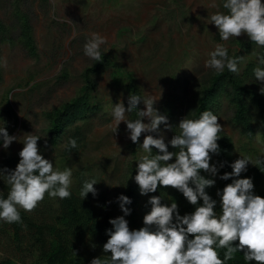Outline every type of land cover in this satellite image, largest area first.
<instances>
[{
  "label": "rangeland",
  "instance_id": "374dc122",
  "mask_svg": "<svg viewBox=\"0 0 264 264\" xmlns=\"http://www.w3.org/2000/svg\"><path fill=\"white\" fill-rule=\"evenodd\" d=\"M213 2L218 7H213ZM16 6L29 18L35 52L30 53L17 39L0 44V57L7 60V67L0 68V124L4 121L8 134L17 137L7 149L0 147V159L4 154L18 155L27 135H39L38 150L52 161L54 169H72V189L80 175L87 180L95 178L96 194H105L109 200L126 181L136 183L135 160L144 154L140 144L146 134L158 133L142 132L133 151L124 121L112 132V103L123 102L127 107L122 85L126 79L114 82L111 68H105L94 76L97 85L93 95L101 104L99 110L75 123L82 130L79 150L64 152L65 135L56 144L48 142L46 113L77 94L83 84L81 74L92 63L83 52L90 34L96 32L106 38L102 50L108 49L105 53L131 77L141 96L159 97L161 93L153 106L171 125H159L165 143L174 125L187 118L192 85L214 70L205 64L208 53L217 43L235 48V37L221 40L216 26L208 22L213 13L226 12L221 0H0V21L11 23ZM73 33L75 39L71 38ZM250 59L257 61L256 54H245L242 65ZM138 106L144 108L142 102ZM214 114L223 126L222 132L233 142L234 161L241 155L255 162L264 154V143L257 142V137L261 139L259 126L251 138L245 137L231 123V109L224 99ZM126 117L129 119L128 113ZM141 120L148 122L147 117ZM252 165L249 162L247 167ZM253 185L252 191H256L264 181ZM148 197L142 195L137 206L141 226L150 210ZM114 213L124 215L119 206ZM5 242L1 234L0 261L8 255L1 249Z\"/></svg>",
  "mask_w": 264,
  "mask_h": 264
},
{
  "label": "clouds",
  "instance_id": "9594fccd",
  "mask_svg": "<svg viewBox=\"0 0 264 264\" xmlns=\"http://www.w3.org/2000/svg\"><path fill=\"white\" fill-rule=\"evenodd\" d=\"M221 4L227 12L217 11L208 19L216 26L220 39L227 41L243 33L258 47H264V0H221ZM212 6L218 7L215 2ZM71 38L75 39L76 34L73 33ZM105 44L104 36L91 33L83 46L84 55L94 62L101 61L102 54L108 50H102ZM208 57L206 66L217 73H223L225 68L237 75L241 71L238 65L242 56H230L223 44L217 43ZM256 60L253 77L264 82V54L257 52ZM5 67L7 60L0 57V68ZM259 91L264 94V85ZM159 97L132 93L127 98V107L123 102L112 103V132L124 121L134 143L142 132L158 133L156 136L146 134L140 144L144 154L135 160L137 170L134 176L139 192L141 195L154 192L158 183L172 186L195 208L181 215L174 200L165 205L161 203V196H151L148 201L151 208L143 216V226L130 230L125 216L130 214L131 209L126 205L131 203V199L120 194L119 207L124 215L110 218L112 228L105 230L108 239L103 244V250L110 254L104 259L100 256L93 258L91 264H225L241 250L248 264L250 261L264 264V197L253 194L251 177L239 178L240 173L247 170L249 162L262 171L264 154L258 155L255 162L250 156L240 155L231 162V172L220 175L222 180L237 178L222 190H217L220 197L218 214L215 210L217 201L205 191L206 187L215 184V180L206 178L199 171L204 170L210 177L217 175V166L209 161L210 154L219 152L217 140L223 126L218 123V116L211 110H205L198 118L181 119L179 133L168 141L176 151H169L163 135L159 134V125L163 123L165 128H171V125L167 123V117L153 106ZM141 102L143 109L137 107ZM133 112L136 118L128 119L126 113ZM142 117H147L148 122H142ZM4 123L0 124V147L7 149L17 137L8 134ZM40 138L39 135H27L18 153L20 159L16 167L0 169V180L9 186L6 197L0 193V222L21 223L20 209L31 212L46 193L49 197L60 199L71 196L72 169H54L52 161L44 158L38 150L37 141ZM257 142L264 143L259 137ZM150 146L159 151L153 154ZM65 147L69 150L77 148L76 139H70ZM95 183V178L83 182L81 200L89 192L96 195ZM198 199L202 203L198 204ZM234 241L238 243L234 245ZM220 248L226 249L223 259L218 255L217 249Z\"/></svg>",
  "mask_w": 264,
  "mask_h": 264
},
{
  "label": "trees",
  "instance_id": "16d2710c",
  "mask_svg": "<svg viewBox=\"0 0 264 264\" xmlns=\"http://www.w3.org/2000/svg\"><path fill=\"white\" fill-rule=\"evenodd\" d=\"M15 39L23 44L30 53L35 52L29 18L17 6L14 8L11 23L0 21V44L11 43ZM233 45L235 48L228 49V53L230 56H242L238 65L241 68L240 73L234 74L226 68L223 73L213 70L203 80L193 84L186 108L187 118H198L200 113L205 110H211L214 113L220 100L224 99L231 109V123L238 127L247 138H251L256 131V126H259L261 139L264 141V94L260 93L261 86L253 77V68L257 61L250 59L244 65L241 63L247 53L264 54V47H258L250 41L246 34L235 38ZM105 68H111V77L114 82L122 83L126 79L122 85L127 98L132 93L140 95L135 82L131 77L124 75L121 68L108 54L103 53L102 60L99 62L92 61L81 74L83 84L77 94L60 107L46 113L48 142L56 144L64 135L66 144L72 138L77 141L78 147L71 150L64 147L65 153L77 152L83 143L81 126L75 123L86 120L100 108V102L93 95L97 85L94 76ZM62 75L66 76V72H63ZM137 107L139 108L138 105ZM135 118V112L129 114V119ZM177 125H174L171 138L179 133ZM220 135L217 140L219 152L210 154L209 161L210 164L217 166V175L210 177L209 173L199 170L201 175L215 180V184L206 187L205 191L217 201L215 210L218 214L220 212V197L217 195V190H222L226 184L237 178L220 179V175L224 172H231L230 165L234 161L231 138L223 132ZM166 145L169 151H176L173 146L168 144V141ZM130 146L134 151L138 146V141L135 143L131 141ZM152 148L153 154L159 151L154 146ZM19 159V155L4 154L0 159V169H14ZM174 159L173 157L172 160ZM221 163L222 167H220ZM262 171L256 165H252L247 167L246 171L241 172L239 178L251 177L253 183L262 182L264 181V172ZM86 180L84 176H78L77 186L75 189H70L71 196L69 198H52L46 193L44 199L31 212L20 209L21 223L0 222V235L6 237L5 245L1 249L8 254L5 259L0 261V264H91V260L95 257L106 258L110 252L105 253L103 250V244L108 239L105 230L112 228L109 223L110 218L117 217L114 209L119 206L118 196L120 194L131 199V203L126 205L131 209L130 214L125 216L129 229L142 227L138 221L137 206L142 197L138 184L126 181L123 189L116 193L111 200L105 194L93 196L91 192L81 200L80 190ZM8 191L7 183L0 180V193L6 197ZM147 194L149 197L161 196V203L165 205L174 200L181 215L190 213L195 208L181 192L172 186H161L158 183L156 191ZM253 194L264 197V185L253 191ZM149 197L147 204L151 208L148 203ZM199 203L202 201L198 199ZM189 238H191V234H189ZM236 243L238 241L233 242L234 245ZM217 251L220 258L223 259L226 249L220 248ZM225 264H248V262L244 260L241 250L235 252L233 258L226 260ZM249 264H259V262L250 261Z\"/></svg>",
  "mask_w": 264,
  "mask_h": 264
}]
</instances>
